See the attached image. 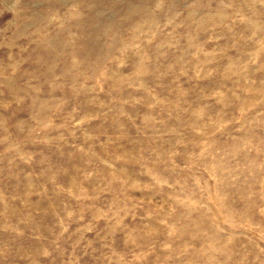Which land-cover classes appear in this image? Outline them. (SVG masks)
Wrapping results in <instances>:
<instances>
[{"label": "rangeland", "instance_id": "rangeland-1", "mask_svg": "<svg viewBox=\"0 0 264 264\" xmlns=\"http://www.w3.org/2000/svg\"><path fill=\"white\" fill-rule=\"evenodd\" d=\"M0 264H264V0H0Z\"/></svg>", "mask_w": 264, "mask_h": 264}]
</instances>
